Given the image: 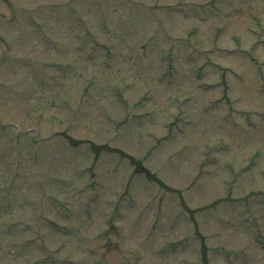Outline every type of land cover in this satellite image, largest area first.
Here are the masks:
<instances>
[{
    "label": "rangeland",
    "instance_id": "1",
    "mask_svg": "<svg viewBox=\"0 0 264 264\" xmlns=\"http://www.w3.org/2000/svg\"><path fill=\"white\" fill-rule=\"evenodd\" d=\"M262 72L264 0H0V264H264Z\"/></svg>",
    "mask_w": 264,
    "mask_h": 264
},
{
    "label": "trees",
    "instance_id": "2",
    "mask_svg": "<svg viewBox=\"0 0 264 264\" xmlns=\"http://www.w3.org/2000/svg\"><path fill=\"white\" fill-rule=\"evenodd\" d=\"M74 142H76V141H74ZM140 164H141V163H139V166H140ZM150 177H151V178H156L153 174H150Z\"/></svg>",
    "mask_w": 264,
    "mask_h": 264
}]
</instances>
